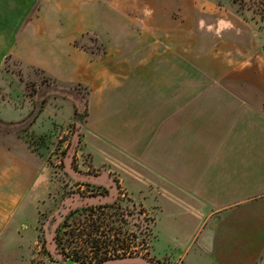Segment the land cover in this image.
<instances>
[{
	"label": "crops",
	"instance_id": "obj_1",
	"mask_svg": "<svg viewBox=\"0 0 264 264\" xmlns=\"http://www.w3.org/2000/svg\"><path fill=\"white\" fill-rule=\"evenodd\" d=\"M100 1L73 0L64 19L63 0H0V67L10 57L52 80L88 88L84 142L96 141L123 163L128 181L110 168L109 174L151 214V249L158 250L155 243L168 248L154 257L177 264H264V77L218 76L204 79L198 90H176L173 62L158 53L166 44L152 37H173L174 23L160 33L156 14L131 17L115 7L111 12L121 27L107 26L106 35L118 34L119 41L137 34L150 41L121 43L131 55L106 53L105 61L70 46L72 58L64 61L59 37L88 28L79 23L88 11L83 5ZM124 2L106 0L107 9ZM166 49L174 52L172 38ZM67 100L79 114L80 102ZM62 106L61 98L51 96L35 124L57 122ZM19 116L0 115L8 122ZM52 189L46 161L26 147L0 142V264H32L38 211ZM29 212H36L32 224Z\"/></svg>",
	"mask_w": 264,
	"mask_h": 264
},
{
	"label": "rangeland",
	"instance_id": "obj_2",
	"mask_svg": "<svg viewBox=\"0 0 264 264\" xmlns=\"http://www.w3.org/2000/svg\"><path fill=\"white\" fill-rule=\"evenodd\" d=\"M70 2L73 0H63L64 19L72 12L65 8ZM83 6L88 11L79 17V23L88 28L70 37L64 31L59 37L60 54L66 62L72 58L70 46L90 59L105 61L106 53L131 55L129 50L121 51V43L134 46L150 41V36L137 34L122 36L119 41L115 40L118 34L106 35L107 26L119 30L118 15L111 12L115 7L131 17L156 14L155 28L160 33L174 23L173 37H152L166 45L172 38L174 52L165 45L158 53L173 62L176 90L188 85L190 90H198L204 79L218 76L264 77V0H126L112 4L110 10L105 0ZM82 9L79 14L84 13ZM87 93L88 88L80 82L52 80L41 70L10 57L0 67V115H20L18 121L11 122L0 117V142L26 147L46 161L56 188L46 199L48 204L38 211L32 264H177L167 256L162 260L153 256H161L167 245L155 243L158 250L153 252L151 214L132 202L116 177L109 174L108 168L118 171L124 182L129 179L118 155L91 139L84 142L81 125L87 114ZM51 96L61 98L63 104L57 122L35 124ZM67 97L80 102L79 114L68 109L71 101ZM10 108L20 111L14 114ZM35 220L36 212H29L27 221L32 224ZM55 235L64 254L56 249ZM106 255L124 258L98 263Z\"/></svg>",
	"mask_w": 264,
	"mask_h": 264
},
{
	"label": "trees",
	"instance_id": "obj_3",
	"mask_svg": "<svg viewBox=\"0 0 264 264\" xmlns=\"http://www.w3.org/2000/svg\"><path fill=\"white\" fill-rule=\"evenodd\" d=\"M89 207H91V206H89ZM54 242H55L56 249L58 251H60L61 254H64V251H63V249L60 246L59 239H58L57 235L54 236ZM117 258H124V257H122V256L118 257V255H115V256L113 255V256L110 257V256L106 255V257H104V258H102V259L100 258L98 263H102V262H105V261H108V260H112V259H117Z\"/></svg>",
	"mask_w": 264,
	"mask_h": 264
}]
</instances>
